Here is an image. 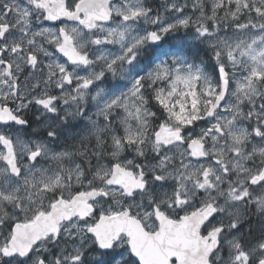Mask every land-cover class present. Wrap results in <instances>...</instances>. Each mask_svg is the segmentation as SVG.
I'll return each mask as SVG.
<instances>
[{"label":"snow or ice","instance_id":"obj_1","mask_svg":"<svg viewBox=\"0 0 264 264\" xmlns=\"http://www.w3.org/2000/svg\"><path fill=\"white\" fill-rule=\"evenodd\" d=\"M0 264H264V0H0Z\"/></svg>","mask_w":264,"mask_h":264}]
</instances>
